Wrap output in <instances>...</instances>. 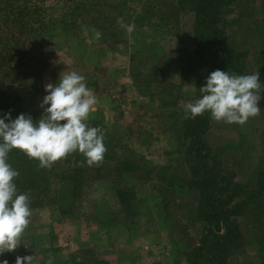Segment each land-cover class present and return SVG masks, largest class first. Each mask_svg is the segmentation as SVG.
Masks as SVG:
<instances>
[{"label":"rangeland","instance_id":"rangeland-1","mask_svg":"<svg viewBox=\"0 0 264 264\" xmlns=\"http://www.w3.org/2000/svg\"><path fill=\"white\" fill-rule=\"evenodd\" d=\"M79 4L44 3L45 32L25 46L36 50L35 70L21 67L17 35L0 15V118L10 111L12 119L24 113L39 120L45 84L75 71L97 97L87 123L103 130L107 149L99 166L89 167L78 152L52 165L58 173L51 191L30 204L23 244L8 254L34 256L33 264H189L202 229L197 192L187 186L189 141L181 124L183 105L198 94L186 68V59H194V16L180 11L177 0ZM222 14L224 46L244 53V75L258 71L264 84V0H235ZM261 96L259 116L243 125L212 119L205 137L223 169L249 187L264 168V91ZM123 163L134 169L122 172ZM68 167L84 173L76 200L61 174ZM255 211L237 218L243 245L228 264H262L264 220Z\"/></svg>","mask_w":264,"mask_h":264},{"label":"trees","instance_id":"trees-1","mask_svg":"<svg viewBox=\"0 0 264 264\" xmlns=\"http://www.w3.org/2000/svg\"><path fill=\"white\" fill-rule=\"evenodd\" d=\"M46 1L0 0L3 5L0 15L8 31L11 30L17 35L18 40L15 39L14 44V50L18 53L16 59L22 63V68L28 70L34 68L31 62L36 58V50L30 48V52H27L25 46L29 43L34 45L45 32ZM62 1L81 6L80 0ZM234 1L177 0V8L180 11H190L194 16V59H186V68L195 80L197 99L202 95L200 87L205 85L206 77L212 71L220 69L228 71L229 74L244 75L245 54L224 46L226 27L222 12ZM8 31L6 30V33ZM211 122L212 118L208 112L195 119H185L183 111L181 114L183 136L189 141L185 151L187 186L197 192L196 218L202 224L198 247L190 257L189 264H228L232 253L243 245L237 218L254 206L255 212L262 214L264 220V168L258 172L253 187L236 182L234 173L223 169L216 151L205 141ZM69 157L68 155L64 160L70 159ZM8 162L19 172L15 179L18 193H28L30 204L47 197L51 191V176L55 174L54 166L41 168L37 160L30 159L15 149L9 153ZM121 167L122 172L134 169L125 163L121 164ZM61 174L66 187L67 183L72 184L70 188L74 196L71 198L78 199L84 186L83 170L68 167L64 168ZM5 259L9 264H15V259L10 254L0 255V261Z\"/></svg>","mask_w":264,"mask_h":264},{"label":"clouds","instance_id":"clouds-1","mask_svg":"<svg viewBox=\"0 0 264 264\" xmlns=\"http://www.w3.org/2000/svg\"><path fill=\"white\" fill-rule=\"evenodd\" d=\"M118 22L128 33L134 31V25L124 24L122 18ZM95 35L99 39L101 33ZM44 90L47 95L40 104L43 114L39 120L24 113L12 119L10 111L0 118V255L23 244L21 237L32 214L28 193H18L15 184L19 172L8 162L12 150L37 160L41 168H50L77 152L89 167L99 166L107 151L103 130L87 123L98 101L83 75L65 73L57 83L45 84ZM262 91L258 71L237 75L216 69L200 87L201 97L183 105L184 118L195 119L208 112L217 122L243 125L260 115ZM33 260L31 255L16 256L15 264H33ZM0 264L9 262L5 259Z\"/></svg>","mask_w":264,"mask_h":264},{"label":"crops","instance_id":"crops-1","mask_svg":"<svg viewBox=\"0 0 264 264\" xmlns=\"http://www.w3.org/2000/svg\"><path fill=\"white\" fill-rule=\"evenodd\" d=\"M160 205V207L162 206V204H159ZM178 208H179V206H178ZM171 225H172V223H171ZM171 225H170V227H169V229L168 230H171V229H173L172 227H171ZM173 226V225H172ZM102 242V241H101ZM101 242H99V243H101ZM106 249H107V252H108V247L106 246Z\"/></svg>","mask_w":264,"mask_h":264}]
</instances>
